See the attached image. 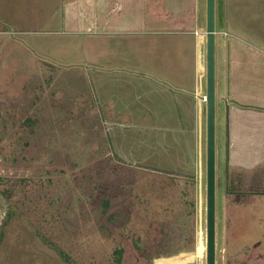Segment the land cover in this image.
Masks as SVG:
<instances>
[{"label":"rangeland","instance_id":"374dc122","mask_svg":"<svg viewBox=\"0 0 264 264\" xmlns=\"http://www.w3.org/2000/svg\"><path fill=\"white\" fill-rule=\"evenodd\" d=\"M27 18L0 29V264H116L118 253L121 264H205V127L187 174L101 157L111 139L99 91L131 84L93 77L132 80V53ZM223 109L217 97L216 264H264V195L234 200L237 188L264 191V175L245 186L227 175Z\"/></svg>","mask_w":264,"mask_h":264},{"label":"crops","instance_id":"0c3cea01","mask_svg":"<svg viewBox=\"0 0 264 264\" xmlns=\"http://www.w3.org/2000/svg\"><path fill=\"white\" fill-rule=\"evenodd\" d=\"M28 14L32 18L26 20L39 26L61 19L68 33L83 29L99 36L101 47L132 53V80L110 73L93 77L131 84L114 95L99 91V115L111 139L101 157L147 160L143 163L165 165L161 169L173 175L196 166L205 127V0H0V29L26 24ZM215 29L216 102L222 100L226 114L227 175L236 182L244 176L245 186L264 175V0H216ZM89 110L98 115L96 107ZM123 132L132 140L124 150L112 141L127 139ZM182 158L188 159L179 170L175 165ZM237 189L234 200L264 195Z\"/></svg>","mask_w":264,"mask_h":264},{"label":"water","instance_id":"95a60500","mask_svg":"<svg viewBox=\"0 0 264 264\" xmlns=\"http://www.w3.org/2000/svg\"><path fill=\"white\" fill-rule=\"evenodd\" d=\"M216 0H205V264H216Z\"/></svg>","mask_w":264,"mask_h":264},{"label":"trees","instance_id":"16d2710c","mask_svg":"<svg viewBox=\"0 0 264 264\" xmlns=\"http://www.w3.org/2000/svg\"><path fill=\"white\" fill-rule=\"evenodd\" d=\"M186 179H188V176L186 177ZM135 245V248H137L136 247V244H134ZM120 258H121V254L120 253H118V258H117V260H116V264H121L120 263ZM169 261V262H168ZM168 261L167 260H159L158 261V264H175V262H174V259H168Z\"/></svg>","mask_w":264,"mask_h":264},{"label":"built area","instance_id":"2783aa9c","mask_svg":"<svg viewBox=\"0 0 264 264\" xmlns=\"http://www.w3.org/2000/svg\"><path fill=\"white\" fill-rule=\"evenodd\" d=\"M202 100H203V102H204V98H203Z\"/></svg>","mask_w":264,"mask_h":264}]
</instances>
